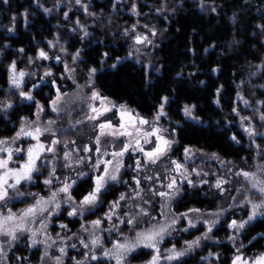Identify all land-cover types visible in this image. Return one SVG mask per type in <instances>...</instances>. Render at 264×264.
Instances as JSON below:
<instances>
[{
  "label": "snow or ice",
  "instance_id": "snow-or-ice-1",
  "mask_svg": "<svg viewBox=\"0 0 264 264\" xmlns=\"http://www.w3.org/2000/svg\"><path fill=\"white\" fill-rule=\"evenodd\" d=\"M61 0H58L55 8L59 7ZM120 0H116L118 4ZM247 3V0H242ZM0 3L8 4L9 0H0ZM37 7H42L39 0H36ZM75 5L86 15L95 16L94 12H89L90 5L85 0H75ZM116 5H113L115 10ZM199 7L202 11H210L219 15L218 9L214 5H206L205 0H199ZM45 14H51L53 9L44 8ZM71 11V9H69ZM132 13L139 16L135 4L132 5ZM168 11L167 0L156 9L158 15H163ZM175 11V9H173ZM30 13L25 11L24 18L25 28L29 27L28 17ZM63 17L66 21L72 22L69 12H64ZM167 18V17H165ZM264 19V16L261 17ZM11 26L6 27L7 33L15 34L16 17L12 16ZM233 25L238 23V14L233 13L229 18ZM76 27L71 31L79 30L83 33L81 39L89 37L87 27L81 24L80 19L74 21ZM139 21L133 24L131 28H125L123 35L130 37L133 41L135 53L141 52V47H155L150 37L157 35L154 26L150 27L145 24L147 33L137 30ZM259 35L264 37V24L257 25ZM256 35V33H253ZM240 41L233 36L229 45L239 46ZM59 46V52L63 54L50 55L45 49H56ZM9 47L8 44L4 45ZM211 47L215 48L213 44ZM207 51V50H205ZM20 54H26L25 48L17 49ZM194 52V50H193ZM131 56L132 53L130 52ZM71 58V63L64 57ZM104 59L108 58V53L103 54ZM81 57V49L75 52H69V49L59 44V36L55 40H48L44 47L37 45L35 56L28 57V63L35 61H49L54 59L56 63H63L61 80H71L76 85L77 92L70 94L62 91L56 79L47 80L53 77L54 73L49 66L42 76H38V83L32 84L31 90H25V80L36 75L18 67L17 60L13 59L7 65L6 75L9 91L0 99V113L8 115L14 110V102L10 98L18 96L21 101H31L35 104V119L30 120L22 117L18 129L14 130L15 135L10 137H0V264H10L8 253L16 247L17 242L24 239L29 247H36L43 244V252L39 257L38 264H67L66 258L71 260V264H133L138 257L145 254L150 256L145 264H187L183 258L192 253L196 248L201 247V242L212 239L213 230L220 222L227 209H220L214 212H202L199 208H190L187 212L175 214L172 212V201L181 195L185 190V185L197 187L198 184L208 183L207 180L193 181L192 176L197 177L208 175L200 169H189L187 163L177 159H172L170 153L173 145L179 143L176 139V129L169 132L168 129L161 125V119L168 113L165 111L169 98L163 96L151 119L141 116L127 104L116 103L107 95L99 91L96 86L97 68L88 69L87 80L83 85L75 79L76 68ZM117 59V63H119ZM103 63V60L101 61ZM117 63L111 65L117 67ZM150 66V65H149ZM37 67H44L38 64ZM218 72V68L212 69ZM257 72L264 73V60L259 65L253 66L252 76ZM50 83L55 89V98L49 96V107L52 113L59 118L62 113L71 115L75 106L79 105V110L84 112V119L76 121L74 127L77 131L81 126L89 122L95 133L91 137L90 144L77 145L75 139L64 141L61 136L68 134V130L57 129L54 125L56 120L49 119L47 124L41 123V114L45 111V105L35 100L33 92L40 88L41 83ZM261 87H264L262 85ZM223 86L217 88L215 103L220 104V95ZM89 91L85 92L84 90ZM15 90V91H13ZM65 97L70 98L65 101ZM238 99L242 100L245 106L250 105V101L237 93ZM259 108L254 110V115L258 114L260 121L259 127H264V100L257 101ZM65 107L62 108L61 105ZM195 105H185L183 108L184 115L195 119L193 111ZM232 112L240 119V126L248 135L249 139L255 143L257 136L264 134L257 131V126L253 124V117L241 115L237 107L232 108ZM111 113V116L108 114ZM115 121V122H114ZM247 122V123H246ZM167 133V135H166ZM47 136V142L42 137ZM111 138L109 141L108 138ZM232 141L239 143L236 135L231 137ZM25 142L27 146H25ZM69 144L73 145L69 148ZM105 144L110 145L105 147ZM62 148H58L61 146ZM146 145H151L150 148ZM258 154L264 157V151H261V145L256 144ZM63 151V156H59V151ZM81 152L85 153L81 155ZM139 153L137 157L136 154ZM196 152L189 147L184 149V160H191ZM126 156L136 157L134 171L136 176L132 177L131 192H121L118 198L108 202L105 197L110 194V190L115 184L128 181L122 180L121 172L125 167L124 158ZM170 163L171 167L165 168L168 175L162 177L159 172L153 175H147L150 166L158 165L165 161ZM213 158L219 157L213 153ZM57 161H61L60 164ZM49 163L51 167L47 177L42 181L46 188V194L26 192L23 189L26 185L33 183L37 178L42 167L47 168ZM58 167L68 170L57 175ZM131 167V166H129ZM74 174V175H73ZM237 177L243 178L242 188L245 189L243 198L237 202L236 197L232 196L233 205L237 208L245 209L247 219H232L228 224V229L232 235L228 240L232 243L235 252L231 258V264H264V251L248 256L244 252V245L237 244L238 236L242 233L250 232L249 225L254 224L258 218L264 222V166H258L257 171H247L240 169L234 173ZM165 181H167L165 183ZM147 183V188L144 187ZM230 181L220 177L215 181L214 187L219 190L222 196L229 189L224 185ZM87 185V189L81 191V188ZM239 193L241 189H236ZM147 192L149 198H145ZM79 194V199L77 195ZM158 197L160 211L153 215L152 199ZM20 200L26 204V207L14 211L15 201ZM107 203V211L103 216H99L90 222L87 221L88 215H96L103 205ZM147 205V207H145ZM63 212L67 213L69 223H80L78 232L71 233L69 223L61 222L59 228L63 232L56 233L53 238L49 233V225L53 222L54 217H59ZM163 217V222L159 219ZM182 220L187 222V227L182 231L188 232L189 229L196 228L197 223L202 222L205 231L201 236L193 240H185L182 248H177L173 243L171 247L161 249L165 237L177 231L176 225ZM105 225H108L105 227ZM142 225H147L142 227ZM107 233V237L104 233ZM86 234V236L80 235ZM42 237V239H40ZM75 238L79 242L78 255L69 257L68 249H78L77 243L68 244L67 241ZM264 240V232L253 235L249 244L254 241ZM110 244V247L107 246ZM53 246H56L54 254ZM143 249H149L150 252L144 253ZM215 257L220 261L219 253L209 252L208 257H202L208 260ZM15 259L23 264L28 257L23 255L16 256ZM220 264H227L226 261H220Z\"/></svg>",
  "mask_w": 264,
  "mask_h": 264
},
{
  "label": "trees",
  "instance_id": "trees-1",
  "mask_svg": "<svg viewBox=\"0 0 264 264\" xmlns=\"http://www.w3.org/2000/svg\"><path fill=\"white\" fill-rule=\"evenodd\" d=\"M125 1L139 3L140 0ZM142 1L149 4L154 2L153 4L156 3L159 6L165 3V0ZM198 1L167 0L169 13L166 16L167 19L151 13L149 18L145 19L151 21L160 34L157 46L153 50L154 70H146L145 67L130 60H122L126 57V44L118 34L110 35L113 33L112 29L103 25L102 28H94L92 39L84 50H81L78 63L81 71H76V75L79 76L80 81L85 79L89 68H97L96 86L99 91L118 104H127L148 119L155 115L160 98L167 96L169 103L165 111L168 115L161 120L170 131L176 129V139L179 143L173 146L174 157L181 160L179 156L184 154L185 147H189L197 152L211 155L215 153L221 160L231 161L239 167H244L252 164L254 147L249 137L240 128L239 119L232 112V108L239 109L240 106V99L237 97L239 86L243 88L246 98H250L249 92L252 89L248 79L253 66L259 65L264 60V37L259 35L257 28V25L264 24V19L261 18L264 16V0H247V3H243L242 0H205L206 5L217 7L219 15L210 11H200ZM57 2L58 0H39L42 7H37L36 0H9L6 5L0 3V99L4 98V94L9 91L6 70L11 60H17L19 68L29 71V67L35 65L37 61L29 64L28 57L35 56L38 44L44 47L46 41L53 40L55 35L60 33L63 13L71 9L70 20L81 19L83 13L79 12L80 8L75 5V0H61L59 7L55 8ZM88 2L92 4L93 12L104 13L106 19L110 17L112 0H89ZM138 6L142 12L148 11V8L141 3ZM44 8L53 9V11L51 14H45ZM25 11L30 13L28 28H25L22 16ZM233 13H237L239 17L236 25H233L229 19ZM12 16L16 17L15 34L5 31L6 27L11 26ZM117 16H120L118 18L120 24L130 25L133 21L129 15H124L119 10H117ZM69 28L72 27L67 29ZM233 36L240 41V44L230 48ZM5 44L9 47L5 48ZM79 44L74 38L70 42L69 52L79 49ZM213 44L216 45L215 48L211 47ZM21 47L25 48L26 54L17 52V49ZM45 50L53 51L47 48ZM105 52L108 53L106 60L103 56ZM102 60L103 63H101ZM114 63H117L116 68L111 67ZM44 66L46 68L45 64ZM51 68L55 74L61 75L60 65H52ZM214 68H218L219 71L213 72ZM254 77L257 86L264 83V73L257 72ZM26 79L28 82L25 84V90H31L32 84L39 82L36 75ZM56 80L60 87V80ZM221 86L223 88L220 104L217 105L216 90ZM62 91L65 90L62 89ZM33 95L36 101L45 105V114L50 115L48 98L55 97V89L51 84L41 83L40 88L36 89ZM12 97L18 103L14 102V110L8 115L0 113V137L12 136L15 133L14 130L19 127L22 117L30 120L34 118L36 107L33 102L21 101L18 96ZM254 98L259 101L264 100V91L257 89ZM185 105H195L193 111L195 119L184 115ZM87 125L80 127L83 132L89 127ZM70 135L71 133L61 136V139H75V135H72L73 137ZM233 135L237 136L239 143L231 140ZM256 141L264 147V137ZM77 143L85 144L84 140ZM129 163L131 166L132 161L126 162V165ZM38 187L40 183L32 186V189ZM86 189L87 185H84L81 191ZM123 191L125 187L122 184L114 186L105 200L111 202ZM74 195H77L79 199L78 193ZM219 199L213 191L203 186L192 189L186 187L175 210L177 213L188 211L190 208L215 210L219 207ZM107 207L108 204L105 203L96 215H88L87 221L102 216ZM77 224L78 222H75L70 225L76 227ZM249 228L251 231L242 233L240 241L245 246V254L252 256L264 251V240L249 244L253 235L264 232V222L258 218L254 224L249 225ZM218 250L225 256L221 261L230 264L234 251L225 245ZM206 252L207 250L197 252L193 257L185 260L187 264H204L200 259ZM148 258L149 255L145 254L133 263L145 261Z\"/></svg>",
  "mask_w": 264,
  "mask_h": 264
},
{
  "label": "rangeland",
  "instance_id": "rangeland-1",
  "mask_svg": "<svg viewBox=\"0 0 264 264\" xmlns=\"http://www.w3.org/2000/svg\"><path fill=\"white\" fill-rule=\"evenodd\" d=\"M89 0H85L86 3L89 4L88 2ZM104 1V0H102ZM141 3L142 6L147 7L148 11L147 12H142L141 9L139 8L138 4ZM139 3L136 2H127L125 0H120V2L117 4L116 0H112L111 4V13H110V17L108 19H106V15L104 13L98 12V11H94V13L96 14L95 16H90V15H86L82 9L79 10V12L83 15L80 19L81 24L85 25L87 27L88 32L91 34L89 37L83 38L81 39V37L83 36V33L80 32L79 30H77L76 32H72L71 30L76 27L73 19L72 22L66 21L64 18L61 20V23L63 21V23L61 24L62 26L60 27L61 31H59L60 33H58V35H55V38L57 36H59V44L65 46L66 48L70 49V42L75 38L78 40V42L80 43V47L79 49L84 50V48L86 47V45L90 42V40L92 39V33L94 28L95 29H99L102 28V26H107L108 28L110 27V29H112V32L110 35L112 34H118L122 41H124V43L126 44V57H124L122 60H130L136 64H138L139 66H143L146 68V70H150L155 68V64H154V58H153V50L154 48L157 46V42L159 41L160 38V34L159 31L157 30V35L155 37H150L153 40V43L155 45V47H143V46H136V47H141V52L140 53H135L134 48H133V41L130 37H126L123 35L124 33V29L125 28H131V26L133 24H136L137 21H139V25L137 27L138 31L141 32H145L147 33V29H145L143 27V25L147 24L150 27L154 26L151 24V21L149 20H145L147 18H149V14H153L156 16H161L164 19L167 15H169L168 11L166 13H164L163 15H158L156 12V9L158 7H160L158 4H149L146 2H143L142 0L139 1ZM116 5L115 9L116 11L113 9V5ZM135 4L137 7V10L139 11L140 15L136 16L132 13L131 9H132V5ZM89 12H93L91 10L92 8V4H89ZM126 6H128V8L126 9ZM198 8L200 11H202L199 7V1H198ZM117 10H119L121 13H123L124 15H129L131 17V19L133 20L132 23L130 25H124V24H120V22L118 21L120 18V16H117ZM72 11V10H71ZM69 15H70V12ZM105 21H104V20ZM104 21V22H103ZM67 22V24H66ZM70 24V25H69ZM67 25H69L68 27H72L71 29L69 28V30L67 29ZM155 27V26H154ZM59 29V30H60ZM62 33V34H61ZM55 38L53 40H55ZM120 39V38H119ZM132 53V55L130 56L129 53ZM50 54H59L62 55V53L59 52V46L54 49L52 52H49ZM65 60H68L69 63H71V58L69 57H64ZM80 61V60H79ZM36 64L31 65L29 67V71L31 72H36V76H42L44 71L50 66L52 67V65H60L61 66V70L63 71V63H56V61L54 59H52V61L49 62H35ZM45 64L44 67H37L38 64ZM79 63V62H78ZM150 65V66H149ZM51 71L54 73L53 68H51ZM61 71V72H62ZM76 71L80 72V68H76ZM52 79H58L60 80V88L61 90H65L66 92H69L70 94H73L74 98V94L77 92L76 89V85H74L71 82H68V80H61L60 79V75H57L54 73V76L51 77ZM51 78H47V80H51ZM79 76L76 75L75 73V79L79 82V84L83 85L85 83V81L87 80V76H85V79H80V81L78 80ZM250 81V88L252 89L249 94H250V98L247 99L244 93V90L242 87L239 86L238 92L241 96H243L245 99L250 101V105L249 106H245L243 101L240 100V106H239V111L241 113V115L243 116H250L253 117V124L257 126V131L259 133L264 134V127H259L260 121L258 119V114L254 115V110L259 108V104L257 103V99L254 98V95L256 94V90L257 89H261L264 91V87H261L262 85H264V83L260 84L257 86L255 80L256 78L252 75H250V78L248 79ZM28 82V80L26 79L25 84ZM66 83H68L66 85ZM70 83V84H69ZM68 86V87H67ZM85 92L89 91L88 89L84 90ZM11 98V97H10ZM55 98V97H54ZM13 100V102L18 103L17 101L14 100V98H11ZM65 101H69L70 103V98L69 97H65L64 98ZM14 103V104H15ZM62 108L65 107L64 104L61 105ZM36 113V111H35ZM109 116H111V113L108 114ZM187 117V116H186ZM35 114H34V118L35 119ZM190 118V117H187ZM49 119H53L56 120L57 123L54 125V127H56L57 129H65L68 130V134L71 133L70 137H73L72 135H75V139L76 142L80 141V140H84L85 144H90L92 141L90 140L91 137H94L95 133L93 132V128L91 126V123L89 122L87 126H89L88 128H86L87 130L85 132H83V130L81 128H79V130L77 131L74 127H71L73 125H75L76 121L78 120H82L84 119V112L79 110V105L77 104L75 106V110L71 111V115H68L66 112L62 113L60 115L59 118L56 117L55 113L50 112V115H46L45 111L44 113L41 114V123L46 125L47 121ZM239 119V117H238ZM115 122V121H114ZM247 123V122H246ZM239 126H240V119L238 122ZM161 125L168 129L169 128L165 125V123L161 120ZM82 127V126H81ZM240 128L243 130V128L240 126ZM18 129V128H17ZM169 132H171L169 130ZM244 132V130H243ZM245 133V132H244ZM246 134V133H245ZM15 135V133L13 134ZM12 135V136H13ZM167 135V133H166ZM246 136L248 137V135L246 134ZM264 136H257L255 138V143L252 142L254 150H253V158H252V164H248L244 167H239L237 165H235L234 163H232L231 161H224L221 159H216L213 158V155L211 154H207V153H202V152H196V155L194 157L191 158V160L185 161L184 160V154L182 153L179 157H181L180 161L181 162H185L187 163L189 169L191 168H196V169H200L202 170V172H207L208 175L206 176H201V177H197L195 175L192 176L193 181H200L201 179L203 180H207L208 183L205 184H198L197 187L199 186H203L206 189H209L211 191H213V193L215 195L218 196V198H220L219 200V207L215 210H203L201 209L202 212H214L220 209H227V211L224 212L223 216L220 218V222L216 225V227L213 230V234H212V239L210 240H205L201 242V247L196 248L192 253L188 254L187 256H185L183 259H187L189 257H193V255L197 252H203L205 250H207V252L202 256V257H208L209 252L212 253H219L220 255V261L222 259H224V255L221 253L220 250H218V248H220L221 246L225 245L230 247L234 252L235 249L232 246V243L228 240V236L232 235L231 230L228 229V224L231 222L232 219H247V215H246V210L245 209H241V208H237L233 205V201L231 199L232 196L236 197L237 202H239L243 196H244V192L245 189L242 188V184L243 182V178L242 177H237L234 175V173L240 169L243 170H247V171H257L258 170V166H264V157H261L258 154L257 148H256V144H260L256 141V139L261 138ZM42 139L47 142V136L42 137ZM64 139V138H63ZM73 139V138H72ZM109 141L111 140V138H108ZM71 140V139H68ZM64 141H67V139H65ZM21 143H25V142H21ZM77 145H79L77 143ZM175 145V144H174ZM173 145V146H174ZM25 146H27V144L25 143ZM73 145L69 144V148H72ZM105 147H109L110 149V145L109 144H105ZM146 147L150 148L151 145H146ZM58 148H62L61 146H58ZM261 151H264V147L261 146ZM85 153L81 152V155H84ZM59 156L62 157L63 156V151H59ZM136 156H139V153L136 154ZM170 156L172 159H177L179 160L177 157H174L172 155V152L170 153ZM135 158L136 157H129L126 156L124 158V164L125 167L122 169L121 172V176H122V180L128 181V184H124V183H119V184H115L114 186L120 185L122 184L125 187V191L123 192H131V187L130 185H132L133 181H132V177L136 176L137 173L134 171V167H135ZM131 167L130 163L126 165V162H131ZM58 164L61 163V161H57ZM51 167V163H49L47 168L42 167L40 169V173L38 174L37 178L34 179L33 183L30 185H26L25 188L23 189L26 192H33V193H39L41 195H45L46 194V188L43 185L42 181L47 177L48 171ZM168 167L170 168L171 165L170 163L167 162V158H165V161L155 165V166H150L149 170L147 171V175H153L154 172H159L160 175L162 177H164L165 175H168V173L165 172V168ZM68 170L63 169L62 167H58L57 170V175H59L61 172H66L67 173ZM126 173H128V175L130 174V176L126 175ZM132 174V175H131ZM74 175V174H73ZM220 177H224L226 179H228L230 182L226 185H224L225 188L229 189V191L225 192L222 196L219 193V190L216 189L214 187L215 185V181L220 178ZM167 181H165L166 183ZM40 183V187L38 188H33L32 186H37V184ZM144 187L145 189L147 188V183L144 182ZM188 187V189H192L193 187L187 186L185 185V188ZM236 189H241V191L238 193L236 191ZM184 194V191H182L181 195L178 196L175 200L172 201V212L175 214H179L176 212L175 210V206L177 204V202L179 201L180 197ZM145 198H149L147 192H145ZM152 199V214L153 215H157L160 211V205L158 203L159 198L158 197H151ZM26 207V204L21 202L20 200H16L15 201V207H14V211H18L19 209H22ZM145 207H147V205H145ZM108 208V207H107ZM107 211V210H106ZM187 212V211H185ZM182 213V212H180ZM65 218H62V217ZM103 216V215H102ZM67 219V220H65ZM69 219L67 217V213L63 212L61 216L59 217H54L53 218V222L49 225V233L52 235L53 238L56 237V233L58 232H63V230H61L59 228V224L61 222L64 223H69ZM159 219L163 222V217H159ZM90 222V221H85V223ZM77 223V222H76ZM73 223H69V228L72 229L71 233H67V235H71L72 233L78 232V230L80 229V223L77 224L76 227H73V225H70ZM75 224V222H74ZM108 225H105V227H107ZM147 225H142V227H146ZM187 227V222L182 220L178 225H176L177 231L172 232L171 235L166 236L165 240L163 242V244L161 245V249H165V248H169L172 246L173 243L176 244L177 248H182L184 246V241L185 240H193L195 239L197 236H201L203 234V232L205 231V227L203 225L202 222L197 223V227L196 228H192L189 229L188 232H184L182 231L183 228ZM80 235L82 236H86V234L84 233H80ZM104 236L107 237V233H104ZM191 236V237H190ZM240 236L241 234L238 236L237 239V244L239 245L241 243L240 241ZM40 239H42V237H40ZM67 243L70 245L72 243H77L78 245V249H68L69 252V257L72 256H76L77 258H80L78 255V250L79 251H83V249H81L79 247V242L78 240H76L75 238H73L72 240L67 241ZM107 246L110 247V244H108ZM43 244L37 245L36 247H29L28 243L24 240L21 239L20 241L17 242V245L15 248L12 249L11 252L8 253V256L10 258V264H21L20 261H17L15 259L16 256H25L28 257L29 259L24 261L23 264H38L39 262V257L40 255H42L43 252ZM53 251L54 254H59L58 252H56V246H53V249L51 250ZM142 251H147L150 252L149 249H143ZM234 254V253H233ZM233 254L231 255V258L233 256ZM200 259L201 263L204 264H220V261H216L215 257H210L208 260H204V259ZM150 259V256L149 258ZM147 259V260H148ZM67 260V264H71V260L66 258ZM141 261L138 263H133V264H145V262L147 261ZM49 264H51V262H49ZM93 264H95V262H93ZM231 264V262H230Z\"/></svg>",
  "mask_w": 264,
  "mask_h": 264
},
{
  "label": "water",
  "instance_id": "water-1",
  "mask_svg": "<svg viewBox=\"0 0 264 264\" xmlns=\"http://www.w3.org/2000/svg\"><path fill=\"white\" fill-rule=\"evenodd\" d=\"M29 102H31V101H29Z\"/></svg>",
  "mask_w": 264,
  "mask_h": 264
}]
</instances>
